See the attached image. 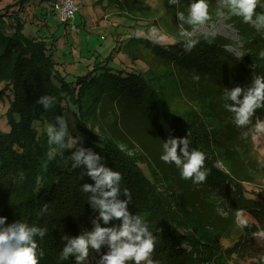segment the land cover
<instances>
[{
    "label": "trees",
    "instance_id": "obj_1",
    "mask_svg": "<svg viewBox=\"0 0 264 264\" xmlns=\"http://www.w3.org/2000/svg\"><path fill=\"white\" fill-rule=\"evenodd\" d=\"M26 2L27 0H21L17 10L4 8L0 11V101H8L4 114L7 129H0V216L6 217V225L19 221L47 229L43 239L36 238L38 251L44 252L39 264H76L74 256L63 261L59 259L66 243L62 236L76 237L82 231H91L92 221L98 216V211L94 212L88 203L89 194L81 191L84 183L94 182L87 175L80 178L82 171H85L82 168L71 167L70 155L75 147L80 146L98 153L102 157V163L121 173V190L126 188L131 193L132 202L128 204V210L142 216L149 230L156 236L155 250L151 255L159 263L238 264L232 258L239 251L243 257L246 255L245 250H251L246 252L252 256L251 264H264L260 260L264 256V250L256 251L252 247L250 237L256 232L253 226L248 225L243 230V249L238 244L229 248L222 247V239L218 233L214 238L190 235V227L198 225L188 208L186 192H174L166 197L156 188V175L160 176L162 184H166V181L172 186L180 183L176 173L171 172L173 168L169 172H157L148 168L150 177L146 176L140 166L142 160L139 154L128 148H121L105 132L110 123H102L98 119L101 112L96 116L94 111L96 104H99L100 93L110 91L116 98L122 95L131 100L159 129H184L189 132L190 147L209 155L211 151L215 153L213 146H208L209 138L199 131L201 118H205L202 115H209L210 104L214 103V99L224 102L222 94L225 89L236 86L247 88L255 77L264 76V59L259 57V52L264 51V37L259 33L261 31L244 25L247 34L242 41L248 46L244 50L246 61L251 64L247 69L243 67V63H237L222 50L223 44L228 41L215 37L213 43L208 44L205 39H198L196 47H201L203 54L206 52L208 57L212 55L216 59L212 61L213 68L210 67L207 73L198 76L204 78H200L202 82L195 92L192 84L185 87L186 83L183 81L189 73L192 77L197 76L190 67L196 62L195 54L182 50L166 52L148 40L136 38L135 40H143L144 47L154 51L165 66L173 65L179 67L181 73L185 72L184 77L179 78L182 81L180 86L183 93L188 89L191 101L188 110L178 111L169 108L162 94L154 93L137 73H124L108 64L99 66L97 62L89 72L67 81L56 69L53 42L48 44L44 39L33 38L24 32L20 12ZM196 47L193 51L198 50ZM170 54L173 58L167 59ZM175 69L178 74V69ZM202 84L214 85L215 93L206 95L208 86L204 87ZM42 95L55 97V103L47 110L36 103ZM85 97L86 103L83 106ZM68 114L72 116V121L68 119ZM57 116H64L68 120L69 137L65 138L66 147L63 149L56 145L50 146L46 135L47 126L55 125ZM94 118L98 121H94ZM257 119L264 120V112L255 116V120ZM98 126L104 127V132ZM219 130L215 128L211 131L216 146L219 142ZM77 136L81 137V141L73 147L70 137ZM50 152L54 153L52 159H49ZM217 152L218 158L210 157L214 161L219 160L229 173H234L240 156L233 150L220 149L218 146ZM209 161L206 157L205 164L210 168V174L205 182L220 188L230 177L227 173L212 168ZM20 173L24 175L23 180L20 179ZM120 199L125 197L121 195ZM45 204L49 206L48 211L40 215ZM251 206L253 205L249 207ZM247 209L252 218L259 220L263 226L262 209ZM99 222L102 227L120 223L118 220H113L108 225ZM182 244L189 245L188 253L180 249Z\"/></svg>",
    "mask_w": 264,
    "mask_h": 264
},
{
    "label": "rangeland",
    "instance_id": "obj_2",
    "mask_svg": "<svg viewBox=\"0 0 264 264\" xmlns=\"http://www.w3.org/2000/svg\"><path fill=\"white\" fill-rule=\"evenodd\" d=\"M53 1L55 0H27L22 5L20 14L25 27L24 32L27 35L36 39H44L48 44L53 42V59L56 69L67 81H72L74 77L89 72L97 62H99V66L108 64L111 68L124 71V73H137L154 93L162 94L169 108L178 111L188 110L191 94L188 89H186V93H183L180 86L182 81L179 80L184 77L183 73L185 72L181 73L180 68L173 65L165 66L154 51L144 47L143 40L135 39L140 33H147L150 28L155 26L161 34H166L169 37L168 42L161 45L154 44L150 39L140 38L148 40L153 45H158L161 50H166V52H170V50L184 52V41L179 36L180 22L176 13L186 12V8L192 0H74L77 7L75 24L79 27L77 31H69L59 23L51 9ZM207 2L212 19L198 29L188 25L183 27L186 31L194 33L193 38L195 39H204L203 33L206 31L215 32V37L222 41H228L227 44H223L222 50L234 58L237 63H243V67L247 69L251 64L246 61L244 50L248 46H245L242 41L247 34L245 23L241 22L242 18L232 16L225 10L223 17L216 16L218 0H207ZM19 3L21 0H0V11L4 8L17 10ZM256 12H264V0H259ZM247 25L253 28L251 24ZM134 33L136 35H133ZM259 33H262L264 37V30ZM170 45L173 46L170 47ZM196 48L197 51H191L197 56L194 57L196 62L192 63L191 65L194 66L190 67L193 68L191 70L194 74L199 76L207 73L210 67H214L212 61L216 57L212 55L208 57L206 52L203 54L201 47ZM199 52L201 56H199ZM198 57L199 61H197ZM170 58H173L171 54L167 59ZM167 59L166 64L169 63ZM175 68L178 69V74H176ZM213 72L218 73L217 71ZM200 78L204 77H199L196 80L189 73V76L183 78L186 83L184 86L192 84L195 92L202 82ZM202 86H208L206 95L215 93L214 85L202 84ZM98 96L99 104H96L94 111L96 116L101 112L98 119L102 123H110V127L106 128L105 132L109 133L121 148H128L139 154L142 160L140 166L146 176L150 177L148 168L157 172H169L173 168L171 172H175L179 177L180 183L176 185L173 183L172 186L169 181L162 184L160 176L156 175L155 184L158 192L166 197L174 192H186L188 208L193 220L198 225L190 227V235L214 238L218 233L222 239V247L229 248L238 244L243 249L242 233L244 228L236 225L235 213L238 209L245 210V216L249 221L248 225L253 226L256 232L264 230V225H260L259 220L256 221L247 212V208L252 207L260 208L264 212V135L254 137L252 129V125L256 122L255 116H260L261 111L264 112V108L257 109L252 118V124L245 127H237L233 123V114L224 107L225 102H218L217 99H214V103L210 104L209 115H202L205 118H201L198 128L203 136L209 138L208 146H213L215 153L211 151L210 155L219 157L218 146L220 149L233 150L240 156L236 162L237 167L233 170L234 173H229L219 160L214 161L206 153L207 159L210 160L208 163L212 165V168L227 173L230 177L219 188L212 187L206 182L194 184L192 180L181 179L180 170L174 164H166L160 159L163 142L169 137H187L190 141L189 132L184 129L171 130L169 127H166V130L159 129L131 100L122 95L116 98L109 91V93L102 92ZM85 103L86 97L83 99V106ZM7 108L8 101H0V129L2 130L7 129L4 118ZM67 117L72 121L71 115L68 114ZM98 119L94 118V121H98ZM98 127L103 131L104 127ZM215 128L220 129L217 146L211 137V131ZM190 149L193 148L190 147ZM205 168L209 170L210 174V168L206 164ZM241 198L251 200V202L243 201L244 199ZM250 205L253 206L249 207ZM250 238L253 241L252 247L256 251L264 250V240H257L254 236ZM180 249L187 253L190 251L187 244H182ZM107 251L106 245L101 247L99 253L93 250L85 264H98L100 256ZM246 252H251V250H245L246 255L243 257L240 256L241 251H239L232 260L238 264H251L252 256ZM150 259L152 264H162L152 255Z\"/></svg>",
    "mask_w": 264,
    "mask_h": 264
},
{
    "label": "clouds",
    "instance_id": "obj_3",
    "mask_svg": "<svg viewBox=\"0 0 264 264\" xmlns=\"http://www.w3.org/2000/svg\"><path fill=\"white\" fill-rule=\"evenodd\" d=\"M258 3L259 0H218L216 16L223 17L224 10L227 9L232 16L242 18L243 23L251 24L259 32L264 30V12H256ZM176 17L180 22L179 36L184 41L183 48L186 52H191L199 40L193 38L194 33L186 31L183 26L198 29L211 20L209 3L207 0H192L186 12H177ZM67 18L68 16L64 17ZM203 36L205 41L211 44L216 33L206 31ZM140 37L161 45L169 40V37L161 34L155 26L147 33H140L137 38ZM259 57L264 59V51L259 52ZM193 78L199 79L198 76ZM222 99L225 102V109L233 114V123L237 127L252 124L256 110L264 108V76L255 77L247 88L236 86L225 89ZM36 103L47 110L55 103V97L42 95ZM252 129L254 137L264 135V120L257 119ZM46 135L50 146L65 148V138L69 137L68 120L64 116H57L56 124L47 126ZM70 139L73 147L81 141L80 136ZM74 149L70 155L71 167L82 168L85 171H82L80 178L87 175L94 182L84 183L81 191L89 194L88 203L94 212L98 211V216L92 221L91 231H82L76 237L62 236L66 243L59 254V259L63 261L68 260L69 256H74L76 264H85L90 250L99 253L101 247L106 245L108 251L100 256L98 264H152L150 257L155 250L156 236L149 230L142 216L132 214L128 210V204L132 202L131 193L126 188L121 190L120 182L123 179L121 173L102 163V157L91 149L83 146ZM162 149L160 159L166 164H174L180 170L181 179L192 180L194 184L206 181L209 174V170L205 168L206 154L198 149H190L187 137H169L163 142ZM53 157L54 153L50 152L49 159ZM19 176L21 180L24 179L23 173ZM121 195L125 199H120ZM48 207V204H45L40 215L46 213ZM235 217L237 227H248L249 221L243 209H238ZM113 220L120 223L102 227L99 222L108 225ZM46 233V228L35 224L15 221L6 225V217L0 216V264H39L44 252L38 251L36 238L43 239ZM253 236L257 240H264V230L253 233ZM260 260L264 261V256H261Z\"/></svg>",
    "mask_w": 264,
    "mask_h": 264
},
{
    "label": "built area",
    "instance_id": "obj_4",
    "mask_svg": "<svg viewBox=\"0 0 264 264\" xmlns=\"http://www.w3.org/2000/svg\"><path fill=\"white\" fill-rule=\"evenodd\" d=\"M51 9L64 28H67L69 31L78 30L79 27L75 24L77 7L74 0H55L51 4ZM69 12L72 14L68 15ZM65 16H68V18L64 19Z\"/></svg>",
    "mask_w": 264,
    "mask_h": 264
},
{
    "label": "bare ground",
    "instance_id": "obj_5",
    "mask_svg": "<svg viewBox=\"0 0 264 264\" xmlns=\"http://www.w3.org/2000/svg\"><path fill=\"white\" fill-rule=\"evenodd\" d=\"M226 41V40H225Z\"/></svg>",
    "mask_w": 264,
    "mask_h": 264
}]
</instances>
